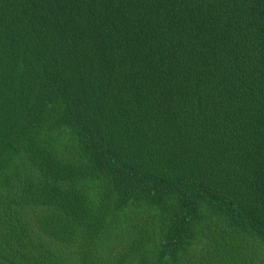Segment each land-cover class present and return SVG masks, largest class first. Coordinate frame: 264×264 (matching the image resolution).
<instances>
[{"label":"trees","instance_id":"obj_1","mask_svg":"<svg viewBox=\"0 0 264 264\" xmlns=\"http://www.w3.org/2000/svg\"><path fill=\"white\" fill-rule=\"evenodd\" d=\"M0 264H264V0H0Z\"/></svg>","mask_w":264,"mask_h":264}]
</instances>
